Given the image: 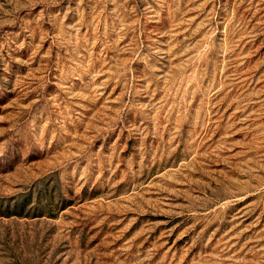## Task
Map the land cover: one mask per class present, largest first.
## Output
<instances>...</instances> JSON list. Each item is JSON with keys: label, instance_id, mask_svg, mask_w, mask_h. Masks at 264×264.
<instances>
[{"label": "rangeland", "instance_id": "374dc122", "mask_svg": "<svg viewBox=\"0 0 264 264\" xmlns=\"http://www.w3.org/2000/svg\"><path fill=\"white\" fill-rule=\"evenodd\" d=\"M0 264H264V0H0Z\"/></svg>", "mask_w": 264, "mask_h": 264}]
</instances>
